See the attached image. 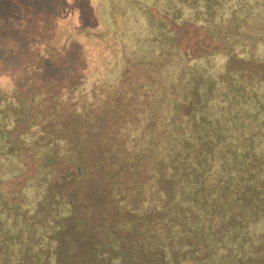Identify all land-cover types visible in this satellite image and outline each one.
Masks as SVG:
<instances>
[{
	"label": "trees",
	"instance_id": "1",
	"mask_svg": "<svg viewBox=\"0 0 264 264\" xmlns=\"http://www.w3.org/2000/svg\"><path fill=\"white\" fill-rule=\"evenodd\" d=\"M173 1L154 16L160 68L98 99L117 119L111 143L34 144L38 166L15 185L30 173L8 131L28 97L10 94L42 95L30 70L48 37L32 32L65 0H0V76L14 84L0 90V264H264V0ZM89 169L94 218L76 226Z\"/></svg>",
	"mask_w": 264,
	"mask_h": 264
},
{
	"label": "rangeland",
	"instance_id": "2",
	"mask_svg": "<svg viewBox=\"0 0 264 264\" xmlns=\"http://www.w3.org/2000/svg\"><path fill=\"white\" fill-rule=\"evenodd\" d=\"M168 1L174 2L173 0H65V4L63 3L59 8L57 18L47 14L41 26L38 29L34 27L32 32L34 37L46 39L48 37V42L44 44L46 59H34L35 65L30 70L32 74H42L41 79L38 78L35 82L44 85L39 92L42 95L35 100L31 95H37L34 89L39 87L34 84L24 86L22 94L16 95V92L10 94L12 99L19 95L28 97L23 101L19 100L22 107L21 115L12 124L11 131H8L9 143L19 150L20 157L30 173L18 177L15 185L24 184L32 174L31 169L38 166L39 162L33 159V153L27 152L34 144H61L62 147H66L70 144L93 146V144L111 143L108 138L103 141L102 133L104 128L114 127L117 119L115 116L103 121L111 113L108 112L111 105L107 107L106 103L100 102L102 99L100 101L98 99L102 95L105 98L107 96L119 98L120 91L117 92L115 89L122 85L119 80L123 73L126 76L123 81L134 84L160 68L163 60L154 58L159 54L155 51L160 50V46L154 40V35L157 33L154 23L157 17L154 16L164 14ZM48 2V6L54 4V0ZM23 14V11L19 12V18H26L27 14L24 16ZM184 16L190 14L187 12ZM1 17L3 16H0V30L6 23L12 21L1 22ZM31 20L29 17L26 21L24 19L14 21L16 23L14 30L20 31L33 22ZM11 24L13 25V22ZM31 26L33 27V24ZM225 60L219 57L216 63L223 64ZM232 66L240 68L242 64L239 61L232 63L231 68ZM247 66L252 65L247 64ZM89 68L91 70H88ZM20 72H22L21 67L11 69L7 74L13 78ZM5 79L0 76V90L4 92L14 85L8 80L3 84ZM103 81H110L108 89L104 84H100ZM124 95L127 96V92ZM135 126H142L141 122L132 126L128 123L125 128ZM94 131L99 133L96 138ZM93 157L91 155L90 158ZM87 173L79 180L82 185L77 198L79 210L76 226L80 218H94V209L88 210L83 205L86 198L94 192L92 189L95 173L92 169ZM2 186L4 187V184ZM0 196L4 200L1 187ZM66 237L69 240L78 238L74 231Z\"/></svg>",
	"mask_w": 264,
	"mask_h": 264
},
{
	"label": "flooded vegetation",
	"instance_id": "3",
	"mask_svg": "<svg viewBox=\"0 0 264 264\" xmlns=\"http://www.w3.org/2000/svg\"><path fill=\"white\" fill-rule=\"evenodd\" d=\"M155 53H157V54H158L159 52L155 51Z\"/></svg>",
	"mask_w": 264,
	"mask_h": 264
}]
</instances>
